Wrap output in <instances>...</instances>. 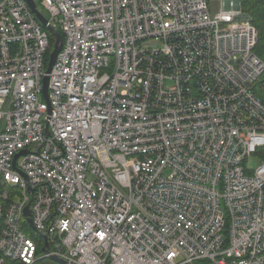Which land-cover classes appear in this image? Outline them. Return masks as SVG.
Instances as JSON below:
<instances>
[{"label":"built area","instance_id":"2783aa9c","mask_svg":"<svg viewBox=\"0 0 264 264\" xmlns=\"http://www.w3.org/2000/svg\"><path fill=\"white\" fill-rule=\"evenodd\" d=\"M39 2L63 38L48 74L51 32L0 0V264H264V61L240 0Z\"/></svg>","mask_w":264,"mask_h":264},{"label":"trees","instance_id":"16d2710c","mask_svg":"<svg viewBox=\"0 0 264 264\" xmlns=\"http://www.w3.org/2000/svg\"><path fill=\"white\" fill-rule=\"evenodd\" d=\"M240 7L245 19L249 20L258 31V43L255 48L256 54L264 61V0H240ZM55 36L50 33V50L53 49L55 43ZM255 94L264 104V73L254 86ZM23 230L33 239L39 242L38 256L42 255V248L44 246L43 238L34 232L29 225L24 222ZM9 264H22L19 262H11ZM34 264H57L51 259H38Z\"/></svg>","mask_w":264,"mask_h":264},{"label":"water","instance_id":"95a60500","mask_svg":"<svg viewBox=\"0 0 264 264\" xmlns=\"http://www.w3.org/2000/svg\"><path fill=\"white\" fill-rule=\"evenodd\" d=\"M27 2L29 4L30 8L32 9V11L35 13L37 19L40 21V23L44 27H46L51 32V34H53L56 38L54 46H53V50L49 56V64H48V69H47V74H48L51 72V70L55 64L57 55L61 51L62 44H63V38H62V35L50 25L48 19L37 9L34 0H27ZM48 86H49V78H48V76H46L43 80V96H44V99L46 101H48V99H49ZM22 153H25V152H22ZM20 155L21 154H19L16 157V160ZM24 217H25L26 223L30 226V228L32 230H34L35 232H37V230L33 224V221L31 219V212H30L29 206H27V208L25 209ZM43 238L45 241L43 251L48 253L49 252V250H48L49 244L47 241V237L44 236ZM50 259L57 264H67L64 260L60 259L59 257H57L55 255L51 256Z\"/></svg>","mask_w":264,"mask_h":264},{"label":"rangeland","instance_id":"374dc122","mask_svg":"<svg viewBox=\"0 0 264 264\" xmlns=\"http://www.w3.org/2000/svg\"><path fill=\"white\" fill-rule=\"evenodd\" d=\"M37 1V6H38V10L45 16H47V12L45 10V7L39 2V0H36ZM209 7L212 11V13H214L216 10H217V7H218V2L216 1H211L209 3ZM151 45L153 46H158L157 43H150ZM257 164H258V161L256 158H252L250 159L248 165L251 169H255L257 167ZM30 236V235H29ZM31 237V236H30Z\"/></svg>","mask_w":264,"mask_h":264},{"label":"bare ground","instance_id":"6f19581e","mask_svg":"<svg viewBox=\"0 0 264 264\" xmlns=\"http://www.w3.org/2000/svg\"><path fill=\"white\" fill-rule=\"evenodd\" d=\"M49 87V86H48Z\"/></svg>","mask_w":264,"mask_h":264}]
</instances>
